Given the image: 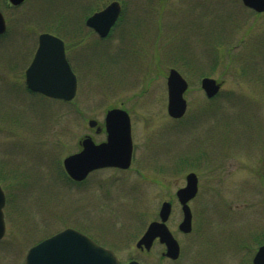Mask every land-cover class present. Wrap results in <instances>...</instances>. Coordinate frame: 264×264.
<instances>
[{
	"label": "rangeland",
	"instance_id": "rangeland-1",
	"mask_svg": "<svg viewBox=\"0 0 264 264\" xmlns=\"http://www.w3.org/2000/svg\"><path fill=\"white\" fill-rule=\"evenodd\" d=\"M114 0H0V179L10 197L0 264H23L28 249L73 227L112 249L122 264H253L264 243V12L242 0H117L118 24L106 39L86 19ZM42 32L60 36L78 75L72 101L26 93L25 70ZM189 82L181 119L168 114L167 77ZM222 82L209 99L203 77ZM131 117L134 153L126 171L66 176L63 160L80 150L109 108ZM195 172L189 202L193 228L176 192ZM164 201L168 227L181 245L176 261L164 246L136 247Z\"/></svg>",
	"mask_w": 264,
	"mask_h": 264
},
{
	"label": "water",
	"instance_id": "water-1",
	"mask_svg": "<svg viewBox=\"0 0 264 264\" xmlns=\"http://www.w3.org/2000/svg\"><path fill=\"white\" fill-rule=\"evenodd\" d=\"M12 6H20L26 0H8ZM243 4L257 13L264 12V0H242ZM122 6L114 0L104 8L95 11L86 19V25L92 28L100 38H106L120 17ZM7 31V22L0 9V35ZM39 46L33 60L26 70L27 87L46 97L72 101L77 93L78 80L65 51L64 40L50 32H43L38 37ZM168 114L173 119H181L187 111V100L184 97L189 88L187 79L176 69L171 68L167 77ZM201 87L209 99L215 98L222 82L212 77H203ZM107 139L95 143L87 136L81 141L82 149L68 155L63 160L67 175L75 182L84 181L88 175L97 169L116 167L128 169L133 158V138L131 117L123 108H110L104 118ZM98 124L96 119H90L89 125ZM101 127H98L100 130ZM199 190V179L195 172L186 175V184L180 187L176 196L181 204L183 219L179 230L188 234L193 228V213L189 202L194 199ZM5 194L0 186V239L4 235L5 222L3 207ZM172 203L164 201L158 213V219L151 221L136 247L150 251L155 240L165 245L164 255L172 260L179 258L181 246L167 225L172 212ZM253 264H264V244L256 251ZM24 264H121L115 251L106 248L84 232L67 227L45 238L32 246L24 259ZM127 264H141L132 259Z\"/></svg>",
	"mask_w": 264,
	"mask_h": 264
},
{
	"label": "flooded vegetation",
	"instance_id": "flooded-vegetation-1",
	"mask_svg": "<svg viewBox=\"0 0 264 264\" xmlns=\"http://www.w3.org/2000/svg\"><path fill=\"white\" fill-rule=\"evenodd\" d=\"M27 1V0H26ZM25 1V2H26ZM10 4V3H9ZM121 14H122V11H121ZM121 14H120V17H121ZM120 17L118 18V20H117V22H116V25L118 24V22L120 21ZM115 25V26H116ZM114 26V27H115ZM113 27V28H114ZM112 28V29H113ZM112 29H111V31H112ZM93 30V29H92ZM110 31V32H111ZM2 36V35H1ZM107 38V37H106ZM106 38H101V39H106ZM38 46H39V43L37 42V46H36V49H35V51H34V54H33V58H34V55H35V53H36V50H37V48H38ZM65 51H66V56H67V59H68V61H69V63H70V65H71V67H72V69H73V71L75 72V74H76V76H77V78H78V75H77V73H76V71H75V69H74V66H73V64L70 62V60H69V58H68V53H67V47H66V43H65ZM33 58L31 59V61L33 60ZM31 63V62H30ZM30 63H29V65H30ZM29 65H28V67H29ZM27 67V68H28ZM27 68H26V70H27ZM26 70H25V75H24V79H25V86H26V88H25V90H26V93L27 94H29V95H40V97H45L43 94H41V93H39V92H34V91H31L28 87H27V84H26ZM48 98V97H47ZM48 99H52V98H48ZM110 109V108H109ZM108 109V110H109ZM124 109V108H123ZM107 110V111H108ZM126 110V109H125ZM106 111V112H107ZM127 111V110H126ZM106 115V114H105ZM88 125H89V121H88ZM98 127H101L100 128V130H98ZM89 128L91 129V132H95L96 134H104V139L103 140H100V141H96L91 135H89V134H86L83 138H82V140L85 138V137H87V136H89V137H91L92 138V140L95 142V143H101V142H103V141H105L106 139H107V131H106V128H105V123H104V121H103V123L102 124H100L99 122H98V124L96 125V126H94V127H91L90 125H89ZM81 140V141H82ZM81 141H80V145H81ZM133 147H134V144H133ZM82 149V146H81V148H80V150ZM79 150V151H80ZM78 151V152H79ZM133 153H134V149H133ZM132 160H133V158H132ZM131 167V166H130ZM110 168H113V169H117V170H121V171H126V170H128V169H120V168H116V167H110ZM103 169H108V168H102V169H97V170H94L93 172H91L89 175H88V177L92 174V173H94V172H96V171H99V170H103ZM88 177L86 178V179H88ZM85 179V180H86ZM84 180V181H85ZM83 182V181H82ZM82 182H76V183H82ZM0 186L2 187V189H3V191H4V194H5V205H4V207H3V215H4V222H5V231H4V235H3V237L0 239V242H2L3 240H4V238H5V236H6V234H7V231H8V221L10 220L9 219V213H10V211H11V206H10V195H9V193H8V190L6 189V184H5V181L4 180H1L0 179ZM95 239V238H94ZM43 240V239H42ZM97 241V240H96ZM40 242V241H39ZM156 243H159V244H161L158 240H155V242L153 243V246L156 244ZM37 244V243H36ZM264 244V243H263ZM161 245H163L164 246V250L161 252V256L163 257V258H161V259H165V260H170V261H176V260H172V259H170V258H168V257H166L163 253H164V251H165V245L164 244H161ZM262 245V244H261ZM260 245V246H261ZM152 246V247H153ZM259 246V247H260ZM140 250V249H139ZM140 251H146V250H140ZM146 252H149V251H146ZM25 258V257H24ZM179 259V258H178ZM23 264H24V262H23Z\"/></svg>",
	"mask_w": 264,
	"mask_h": 264
},
{
	"label": "trees",
	"instance_id": "trees-1",
	"mask_svg": "<svg viewBox=\"0 0 264 264\" xmlns=\"http://www.w3.org/2000/svg\"><path fill=\"white\" fill-rule=\"evenodd\" d=\"M66 174V173H65ZM66 176H67V174H66ZM69 178V177H68ZM71 180V179H70ZM72 181V180H71ZM73 182V181H72Z\"/></svg>",
	"mask_w": 264,
	"mask_h": 264
}]
</instances>
